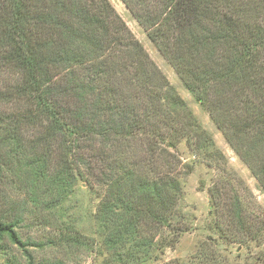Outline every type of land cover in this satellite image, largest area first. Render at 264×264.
Wrapping results in <instances>:
<instances>
[{"label":"trees","instance_id":"1","mask_svg":"<svg viewBox=\"0 0 264 264\" xmlns=\"http://www.w3.org/2000/svg\"><path fill=\"white\" fill-rule=\"evenodd\" d=\"M122 2L264 189V0ZM183 140L217 172L211 233L166 264H264L263 247L245 263L218 248L261 247L264 213L246 208L213 135L111 1L0 0V251L65 264L36 260L20 229L64 216L85 186L92 233L63 242L103 264L160 259L192 229Z\"/></svg>","mask_w":264,"mask_h":264},{"label":"rangeland","instance_id":"2","mask_svg":"<svg viewBox=\"0 0 264 264\" xmlns=\"http://www.w3.org/2000/svg\"><path fill=\"white\" fill-rule=\"evenodd\" d=\"M117 9L135 36L141 41L151 58L161 68L170 82L176 87L179 94L187 101L204 128L214 137L217 146L227 157V167L239 177L238 190L241 198L249 210L264 213V189L234 149L227 142L223 133L217 128L209 113L196 100L195 96L186 88L170 62L162 55L154 43L149 39L145 29L138 23L133 14L128 10L122 0H110ZM180 155L183 160L192 165L193 170L183 178L184 199L183 207L191 218L192 229L181 236L175 247L167 248L158 260H151L146 264H166L171 260L181 259L187 261L196 251L201 241L211 233L208 229L209 216V187L216 175L214 168L209 167L199 156L188 147L185 140L179 145ZM79 200L72 202L71 208L64 216H50L43 222L28 220L20 229L24 241L36 245L28 246L36 260H62L65 264H103V257L89 248H75L62 238L66 234L92 233V213L96 210L97 200L87 192L85 186H80ZM16 200V199H14ZM80 204L83 220L76 222ZM46 224V225H44ZM86 238V237H85ZM89 238V236L87 237ZM261 247L253 244L251 249L244 244L228 243L219 240L218 248L227 254L232 261L245 263L248 254L257 252ZM0 264H27L26 256L22 249L10 245V249L0 251Z\"/></svg>","mask_w":264,"mask_h":264}]
</instances>
